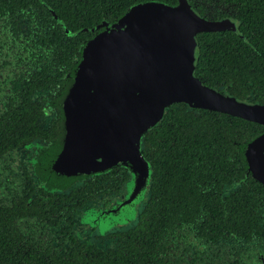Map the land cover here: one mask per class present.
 Segmentation results:
<instances>
[{
  "label": "trees",
  "instance_id": "16d2710c",
  "mask_svg": "<svg viewBox=\"0 0 264 264\" xmlns=\"http://www.w3.org/2000/svg\"><path fill=\"white\" fill-rule=\"evenodd\" d=\"M144 2L177 0H0V71L2 54L12 51L28 66L2 75L0 155L32 139L61 141L62 101L91 28ZM189 2L203 18L213 13L233 23L228 31L197 35L196 77L224 96L264 105V0ZM263 130L182 103L168 107L141 139L150 169L144 207L134 227L115 234L117 246L76 240L74 218L87 202L76 192L63 196L60 215L48 220L56 234L47 241L19 225L30 224L35 206L20 199L6 207L0 199V264H264L257 258L264 259V187L243 155ZM127 171L116 168L92 187L117 192Z\"/></svg>",
  "mask_w": 264,
  "mask_h": 264
},
{
  "label": "water",
  "instance_id": "95a60500",
  "mask_svg": "<svg viewBox=\"0 0 264 264\" xmlns=\"http://www.w3.org/2000/svg\"><path fill=\"white\" fill-rule=\"evenodd\" d=\"M232 27L226 18L199 16L189 0L138 3L113 23L102 22L103 30L82 47L62 101L64 144L54 170L71 177L128 167L132 201L150 176L141 139L168 107L182 103L264 128V105L224 96L195 75L197 35ZM243 155L251 178L264 187V130Z\"/></svg>",
  "mask_w": 264,
  "mask_h": 264
},
{
  "label": "flooded vegetation",
  "instance_id": "af4514ba",
  "mask_svg": "<svg viewBox=\"0 0 264 264\" xmlns=\"http://www.w3.org/2000/svg\"><path fill=\"white\" fill-rule=\"evenodd\" d=\"M50 9L49 7L48 10ZM79 10L82 11L83 9L79 8ZM50 13L53 15L54 11L50 10ZM50 23L52 24L53 22ZM100 24L91 28L90 33L93 34L91 38L103 30L100 28ZM53 25H57V23ZM23 54L26 55L27 53ZM2 55L1 60L4 66L2 67V71H0L1 88L3 87L4 80L2 75L5 76V74H11L12 72L23 74V72L28 71V66L25 63L20 61L19 64L17 62L18 58L15 59L18 55L16 51H12L7 55L3 53ZM61 127L62 138L59 143V139L57 138L56 142L46 141L44 137L32 139L30 142L22 144L21 147L10 149L0 155L1 203L8 207L12 205L14 200L20 201V199H26L28 206H35L33 210L34 216H27L30 224L28 225L24 221L23 223L20 222L19 225L27 228L25 231L29 233L37 232V235L42 240L47 241V239L53 238L54 234H56V231L53 229L54 226L48 223V220L56 218V215H54L55 211L60 215L61 207L63 206V196L76 192L82 200L87 201L74 218V235L76 240L80 243L100 246L103 249L113 248L118 245V239L115 234L135 226L138 215L144 207L148 184L142 194L138 193L132 201H128L127 197L130 191H132L131 188L134 180L131 171H127L129 175H127V179L122 183L117 192L109 191L108 193L99 194L98 189H93L92 187V183L95 182L97 177L100 178L104 174L113 172L116 168L128 167L116 166L89 175L71 177H67L61 174V172L54 170L53 167L64 144V119L62 120ZM116 171L118 172V170ZM69 178L75 179L69 181ZM98 185L96 183L97 187ZM101 185H99V188ZM40 200H43V206L39 203ZM45 212L50 214L47 218L38 219V217H35L36 214L39 215ZM102 225H106L109 228L100 231ZM255 256L257 257V255ZM257 258L264 263V259L259 254ZM188 260H191L190 257Z\"/></svg>",
  "mask_w": 264,
  "mask_h": 264
},
{
  "label": "rangeland",
  "instance_id": "374dc122",
  "mask_svg": "<svg viewBox=\"0 0 264 264\" xmlns=\"http://www.w3.org/2000/svg\"><path fill=\"white\" fill-rule=\"evenodd\" d=\"M214 16H215V15L212 13L211 16H209L208 20H210V19L214 20V19H213ZM217 20H219V19H217ZM108 228H109L108 226H106V225H102V227L100 228V231H102V230H106V229H108Z\"/></svg>",
  "mask_w": 264,
  "mask_h": 264
}]
</instances>
